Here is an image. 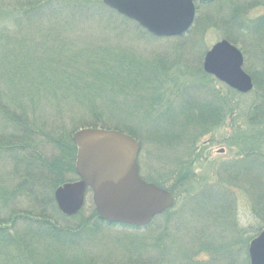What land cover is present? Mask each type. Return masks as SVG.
<instances>
[{
    "label": "trees",
    "instance_id": "obj_1",
    "mask_svg": "<svg viewBox=\"0 0 264 264\" xmlns=\"http://www.w3.org/2000/svg\"><path fill=\"white\" fill-rule=\"evenodd\" d=\"M222 1L197 3L198 17L192 31L197 33V39L213 28L241 49L244 70L251 74L254 83L249 93H240L205 73L203 53L200 66L196 68L203 75V85L193 87V92L185 89L186 85L180 80L183 77L175 76L176 73L168 76V72L169 67L179 65L190 73L192 68L181 56L184 52H179L184 46L199 48L195 39L187 35L171 37L182 39L174 50H165L163 54L153 51L148 59H138L129 40L121 36L136 30L134 33H140L139 36L144 32V37L157 38L132 19L109 8L103 0H15L9 5L0 0V124L4 127L0 130V164L8 168L7 173L0 176V211L8 212L0 215V264H96L92 257L84 262L79 257L77 260L73 252L83 251L89 242L93 243L100 233L112 227L128 231L116 238L129 248L130 254L126 250L129 259L116 264H250L249 242L264 227V135L259 139L251 138L254 143L250 144H255V148L245 150L241 159L213 163L207 178L196 176L194 171L199 133L205 135L211 132V126L226 121V112L220 111L219 106L224 105L233 115L236 109L229 105L238 107L239 113L253 127L264 124V66L254 64L253 60L250 63L247 56L249 52L250 56L256 54L264 65V49H260L259 44L251 46L254 39H258L254 43L264 42V13L258 14L261 10L264 12V0ZM217 3L219 6L215 7ZM209 7L219 11L215 18L211 13L202 15ZM253 11L256 13L252 14ZM42 15L50 16L49 20L61 16L70 18L75 27L102 23L115 30L121 35V43H118L116 57H112L113 67L104 73L95 67L98 64L95 58L89 60L87 52L81 55L66 48L63 54L67 55L58 56L57 51H50L39 41L26 43V38L25 43H18L16 38H11V34L21 33L22 26L27 27L23 22ZM6 37L12 41L7 42ZM109 49L112 48L102 47L95 51L96 58L99 61L108 58ZM9 51L15 64L12 70L7 67L11 62ZM175 53L179 54L173 57ZM61 59H65V63ZM80 61L85 64L79 67L77 62ZM71 82H82L81 86H85L83 91L75 89L73 96L78 106L88 105L86 119L79 122L78 118L70 127L65 126L63 117L56 125L48 124L37 112L40 111L38 106L41 107L45 100L50 106L55 102V110L59 101L52 96L44 97L42 90L58 84L68 89ZM208 82L213 85L209 92L204 90ZM219 84L225 87V94L217 89ZM105 85L109 89L107 93ZM236 96L251 99L238 101ZM94 98H98L100 105L92 101ZM171 103L175 108L169 110L167 106ZM134 114L138 122L144 124L143 130L133 123L128 124V119H121L124 116L135 118ZM187 120L197 124L194 133L184 134L183 122ZM150 124L153 130L148 129ZM85 127L123 131L139 143H143L142 138L156 137L178 153L173 162L177 169L170 172L167 179L157 177L151 181L171 192L177 199L176 204L182 199L184 207L179 209L175 204L145 227L108 223L100 218L93 203L88 209L84 205L76 215H64L57 206L54 192L64 183L77 179V147L72 135ZM206 129L209 130L205 132ZM234 188L243 189L250 197L252 213L261 223L259 227L238 226ZM185 206L189 208L187 214ZM226 216L232 227L228 237L203 235L214 234L217 224L224 226ZM151 231L155 232L153 248L161 255L160 259L140 256V250L147 251L150 243L147 240L139 242L143 238L137 239V236L151 234ZM188 239L194 240L191 246L187 244ZM64 252L69 259L63 256ZM202 252L209 255L207 260L198 259Z\"/></svg>",
    "mask_w": 264,
    "mask_h": 264
},
{
    "label": "rangeland",
    "instance_id": "obj_2",
    "mask_svg": "<svg viewBox=\"0 0 264 264\" xmlns=\"http://www.w3.org/2000/svg\"><path fill=\"white\" fill-rule=\"evenodd\" d=\"M216 1H218V0H214L212 2H216ZM5 2H7L9 5L12 2H15V0H5ZM218 6H219V3L215 4V7H218ZM209 8L210 9L203 10L204 12H202V15H203V13L207 14V15H210V13H211L212 17L215 18L217 16L216 13H218L219 11L216 10V8L213 10L211 9L212 7H209ZM259 12L260 13H258V14L264 13L262 10ZM253 13H256V11H253L252 14ZM200 15H201V12H200ZM254 16H256V15H254ZM49 17L50 16L45 17V15H42L39 18H35V20H30L27 23L23 22L24 25L27 24V27L22 26L21 33H17V35H15V34H11V35L9 34V35L12 36L11 37L12 39L16 38L18 43H20V42L25 43L26 38H28L26 43H28V41H39V44L45 46L50 51L51 50L57 51L58 56L67 55V53L63 54V52L67 51L66 48H68V51L69 50H73V52L77 51L81 55H85V52H87V56L89 57V60H94V58H95L96 62L98 63L95 65V67L99 68L100 70H103L104 73L108 72L110 67H113L112 57L113 56L116 57V53L118 51L117 46H118V43H121L120 42L121 37H124L125 39L129 40L130 43H128V44H130L133 47L135 52L133 50L132 51L135 53V56L138 59L139 58L148 59L149 58L148 56H153V54H154L153 51H157L158 54H163L165 52V50H174L177 47L178 42L182 41V39H180V38H179L180 40H176V39L171 38V37L169 39H159V37H156L154 35H153V37H156L157 39H153L149 36L144 37V32L141 33V35L139 36L137 34H140V33H138V32L134 33V32H136V30L131 31V32H127L125 35L123 34L122 36L120 35L121 36L120 37L115 30H113L111 28H107L105 26V24H102V23L90 24V25H86L84 27H75L73 25V20H71L70 18L66 19V18H64V16H61L58 19L53 18L52 20H49L50 19ZM197 17H198V13L196 11V18ZM194 23H195V21H194ZM28 24H29V26H28ZM184 35H187V37H189L190 39L193 40V39H195L197 33H195L194 30L192 31V28H191ZM184 35H182V36H184ZM222 39H225V38H222L221 34L218 31H216L213 28H210L202 36H200L194 40V41H196L195 42L196 45L199 44V48L194 47L193 49H191L189 46H187V47L184 46L183 50L179 52V53L184 52L183 55H181V56H183L182 59L185 60L184 63H187L192 68L190 71L191 74L188 72H185V70H186L185 68H182V67H179V65L178 66L176 65L173 68L169 67L170 72H168V73H170V74L168 76H170L174 73H176L175 76L181 75L183 78L180 80H183V84L186 85L185 89L193 92L194 91L193 87H198L200 83H202V85H203V82H204L203 81L204 78L202 77L203 75H201V73L199 71H196L197 70L196 68H199V66H200V64H199L200 56L203 53V55H202V68H203V60H204V56H205L206 52H208L210 50V48L215 43H217L218 41H220ZM256 40H258V39H254V42H256ZM6 41L10 42L12 40H10V37L9 38L6 37ZM122 42L126 43L127 41L122 40ZM254 42H251V46L256 47V46H254V44H259L258 45L259 48L264 49V45H263L264 42L263 41H260V43H254ZM102 47H111L112 49L107 50L108 58H105L104 60L99 61L96 58L97 55H95V51H98ZM125 48H126V45H125V47L122 48V50H124ZM249 48L253 49L251 47H248V49ZM82 51H84V52H82ZM7 53L10 56L11 52L9 51ZM179 53L173 54V57L178 56ZM247 56H248V61L250 63L253 60L254 64L264 66L263 64L260 63L259 57L256 54H251V56H250V52H249V53H247ZM10 59H11V62H8L7 67L10 70H12V69H14V65H15L13 62V59H12V54L9 57V60ZM250 59H251V61H250ZM61 60L64 61V63H65V59H61ZM147 61H150V60H147ZM262 62L264 63V61H262ZM70 63H71V61L68 64H70ZM82 64H85V63H81V61H80V63L77 62V65L79 67ZM73 65H75L74 62H73ZM116 67H117V70L119 72L120 71L119 66H116ZM252 68H254V66H252ZM84 70H85V68H84ZM69 71H70L69 73L71 75L72 74L71 69ZM247 73L251 76V74L249 72H247ZM74 75L77 78L79 77V75H77V74H74ZM34 76H37V74H35ZM107 77H108V75H107ZM115 77H114V79H115ZM70 78H74V77L71 76ZM160 79H161V77H160ZM252 81H253V78H252ZM82 82H84V81H82ZM82 82H80L79 84L75 83V82H73V83L71 82L68 85L69 86L68 89L64 88V87H60L58 84L56 87L54 85V88H52V86H50V87L46 88L45 90H42L44 97L52 96L55 100L59 101L58 103H56L58 105V107H57L58 109L54 110L55 102H53L51 104V106H52L51 107L50 104L46 103V100H45L42 103L41 107L38 106L40 111H37V112L40 113L42 115V117H45V121L48 122V124L55 123V125H56L59 123V122H57V120H60L63 117L64 118L63 123L65 124V126H68V127H70L69 125H73L74 122H78V118H79V122L81 120L86 119L87 115H85V112H86V109L88 108V105H85V104L81 105L80 104L78 106L77 103H75V98L73 96L74 92L76 91L75 89H81V91H83L85 89L84 84H83V87L81 86ZM209 84H210V82L207 83V87H206V89H204L205 91L209 92L211 90L210 88L213 87V85H209ZM2 87L5 88L4 82L2 83ZM103 88H105L104 90L107 93L109 90L108 86L105 85ZM253 88H254V83H253ZM217 89L222 90V92L224 94L226 93L225 87L223 85H220V84L217 85ZM98 98H94L92 101L95 104L100 105V101L98 100ZM235 98L239 99L238 101H244V100L249 101L251 99V97H242L241 98L238 96H236ZM228 99H230V98H228ZM101 100L104 101V98H102ZM74 103H75V105H74ZM231 103H233V102L231 101ZM215 105H217V104H215ZM168 106H170L171 108H169ZM168 106H167V109H169V110H171L172 108H175L174 104H172V103L169 104ZM229 106L236 109L235 115L230 114L229 109H226V107L224 105H222V107L219 106L220 111L226 112V115H227L225 117L226 121H224V123L220 124L219 126H217V124H215V126H211L212 127L211 132L210 131L207 132L209 129H206L205 132H207V133L205 135H201V133L198 132L199 136H200L199 137L200 139L198 141V154L195 156L197 158L196 161L193 160L194 161V167H195L194 171L196 172L195 173L196 176H198V175L204 176L205 175V177L207 178V174L209 172L211 173L210 170L213 168V163H215V162L216 163L217 162L218 163H224V162H230L229 160L241 159L243 157L242 153L245 150H248L249 147L255 148V144H253V145L250 144L252 142L254 143V140L251 138L259 139L260 137H262L264 135V131L262 130V129H264V124L261 126H258V127H253L252 125L247 123L245 117L241 113H239L238 107H236V106L233 107L232 104ZM129 107L133 108L131 105H129ZM136 111H139V110H136ZM134 115H136L135 118L124 116V118H121V119H124V120L128 119V124L133 123V124L137 125L140 129L144 128V124L138 122L137 114H134ZM71 120H73V121H71ZM183 124H184V131H185L184 134L194 133V129L197 130L196 129L197 124L194 123V125H193V123L191 121H188V120H187V122L184 121ZM3 128L4 127L0 124V130H2ZM71 128H72V126H71ZM87 128L102 129L100 127H85V128L78 129L77 131H75V133L82 130V129H87ZM254 128H255V131L253 132ZM148 129L153 130V126L150 124ZM68 130L70 131L71 129H68ZM107 130H109V129H107ZM111 130H115V129H111ZM121 132H123V131H121ZM257 132L259 134V137H256L258 134L256 136H253V134H256ZM123 133H126V132H123ZM126 134H128V133H126ZM73 135H72V138H73ZM129 135H131V134H129ZM142 139H143V143H140L141 151H140L139 157H138L140 176L145 181H147L149 183H154L151 180L155 179L157 177L161 178L162 180L167 179L169 177V173L173 172L174 170L177 169V167L175 165H173V162H174V159H176L175 157L178 153H174L169 148L168 145L161 143L159 138L150 137L149 139H144V138H142ZM248 139H251L250 140L251 142H248ZM138 142H139V140H138ZM2 166H3V164H0V176L3 175L4 173H7V171H8L7 167H4V166L2 167ZM76 175H77V173H76ZM77 179H78V175H77ZM77 179L75 178V180L68 181V182H73V181H76ZM154 184H156V183H154ZM233 191H234V195L236 197V204H235L236 216H235V214H234V216L239 223L238 226L240 228L242 226L246 228V227L258 225L257 227H259L261 223L254 217V215L252 213L251 202L249 200L250 197H248L246 194H244L243 189L234 188ZM176 200L177 199L174 196V205L176 204ZM90 203H93V196H92L91 192H88L86 194L85 203H84V205L86 206V209L89 208ZM182 203H183L182 199H178L176 206L179 207V209H180L181 207H184V205ZM173 206L170 209H172ZM186 206L183 209H184V212L187 214V213H189V208H186ZM83 207H82V209H83ZM0 212H1L0 215H6L8 213V212L6 213L5 211L3 212V209ZM217 225L218 226L213 231L214 234L207 233V234H203V235L204 236L209 235L211 238H213L217 235H220V236L227 235V237H228L232 231V227L230 226L229 216L225 217L224 226H221L220 224H217ZM263 229H264V227H263ZM124 230L125 229H122L120 227H112L110 229H106V230H104L103 233H100L99 236H97L98 238L93 243L92 242L88 243V247H86L87 249L85 248L83 251L77 250L78 252L75 251V252H73V254L75 256H77L76 257L77 260H79V258H80V260L82 262H84L85 259L86 260L91 259V257H92V258H94V261L96 264H103L106 262H107V264H116L119 260H122V259L127 260V259H129V256H128L129 248L126 249L127 246L125 247L124 243L122 241L120 242V239L118 240L116 238V236L118 237L119 234L128 232V231H124ZM143 234L138 235L137 239H139V237L143 238L142 240L139 239V242H144V243L147 240V242L150 243V247H147V251H145V252L144 251L142 252L140 250V256H142L144 258H148L149 255H151L152 257H154L153 259H160L161 255L159 254L158 251H156L153 248V243H154L153 238H154L155 232L151 231V234H148L145 236H143ZM198 236L199 235H197L195 237L197 238ZM250 242H249V245H250ZM189 243L191 246V244L194 243V240L190 241V239H188L187 244H189ZM140 245H142V244H140ZM249 245H248V248H249ZM152 248L154 250H151V253H149L150 249H152ZM126 250H128V253L126 252ZM63 251H65V250H63ZM67 253L70 254V252H67ZM63 254H64L63 256L65 258L69 259L70 256L65 255V252ZM208 258H209V255L207 253L202 252V253L198 254V259H200V260H207Z\"/></svg>",
    "mask_w": 264,
    "mask_h": 264
},
{
    "label": "water",
    "instance_id": "obj_3",
    "mask_svg": "<svg viewBox=\"0 0 264 264\" xmlns=\"http://www.w3.org/2000/svg\"><path fill=\"white\" fill-rule=\"evenodd\" d=\"M214 0H103L156 37L182 36L196 19V2ZM242 51L227 39L215 43L203 60V70L240 93L253 89L243 69ZM77 146L78 180L54 192L59 210L76 215L91 191L100 218L108 223L145 227L174 205L168 190L145 181L139 173L140 143L118 130L82 129L72 138ZM250 264H264V229L248 248Z\"/></svg>",
    "mask_w": 264,
    "mask_h": 264
}]
</instances>
